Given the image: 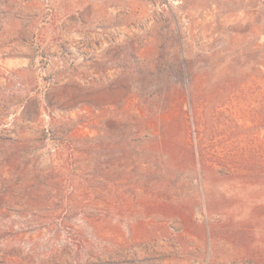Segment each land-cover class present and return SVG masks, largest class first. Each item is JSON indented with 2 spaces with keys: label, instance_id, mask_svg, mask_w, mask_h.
I'll list each match as a JSON object with an SVG mask.
<instances>
[{
  "label": "rangeland",
  "instance_id": "374dc122",
  "mask_svg": "<svg viewBox=\"0 0 264 264\" xmlns=\"http://www.w3.org/2000/svg\"><path fill=\"white\" fill-rule=\"evenodd\" d=\"M83 242L264 264V0H0V264Z\"/></svg>",
  "mask_w": 264,
  "mask_h": 264
},
{
  "label": "trees",
  "instance_id": "16d2710c",
  "mask_svg": "<svg viewBox=\"0 0 264 264\" xmlns=\"http://www.w3.org/2000/svg\"><path fill=\"white\" fill-rule=\"evenodd\" d=\"M192 85L194 86V83H192ZM194 88V87H193ZM195 90H196V87H195ZM81 245H79L78 247H79V252H78V256H79V258L77 259V261H76V263L75 264H109V262H107V261H102V260H100V261H91L90 260V258L92 257H90V255H87L86 254V245L84 244V242H83V244L82 243H80ZM54 264V263H53ZM117 264H121V263H117Z\"/></svg>",
  "mask_w": 264,
  "mask_h": 264
}]
</instances>
